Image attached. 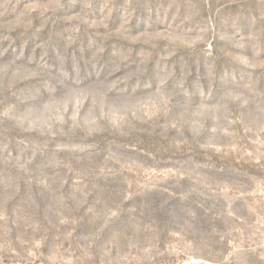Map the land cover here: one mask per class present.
Returning <instances> with one entry per match:
<instances>
[{"label": "rangeland", "instance_id": "1", "mask_svg": "<svg viewBox=\"0 0 264 264\" xmlns=\"http://www.w3.org/2000/svg\"><path fill=\"white\" fill-rule=\"evenodd\" d=\"M0 264H264V0H0Z\"/></svg>", "mask_w": 264, "mask_h": 264}]
</instances>
